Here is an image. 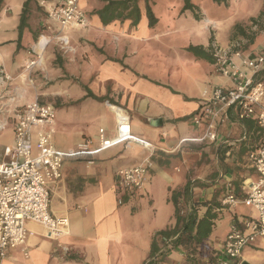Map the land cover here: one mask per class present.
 Returning <instances> with one entry per match:
<instances>
[{"label":"crops","instance_id":"crops-1","mask_svg":"<svg viewBox=\"0 0 264 264\" xmlns=\"http://www.w3.org/2000/svg\"><path fill=\"white\" fill-rule=\"evenodd\" d=\"M24 1L0 0V65L13 77L6 86L21 94L15 100L19 108L36 98L52 104L55 148L65 152L88 139L92 154L87 160L92 164L86 157L66 158L61 180L48 187L49 210L68 220L67 232L47 238L38 224L28 222L32 233L27 242L28 257L19 249L12 250L0 264H146L153 257L154 246L165 250L160 232L173 230L176 208L186 214L191 205L198 219L207 208L215 215L207 238L194 246V260L203 264L222 256L231 223L257 216L242 202L241 186L256 178L247 156L264 141V129L254 119H236L232 112L229 120L217 127L216 141L210 143L202 140L204 126L193 124L191 117L204 92L229 85L214 70L211 43L227 48L238 36H245L251 25L257 24L252 21L263 16L254 11L258 0L237 1L246 17L226 28L225 20L215 16L222 8L233 16L237 9L234 0L218 4L189 0L190 9L184 8V0H79L88 25L61 33L67 38V48L57 41L48 44L42 62L31 72L37 92L30 87L23 89L18 76L37 38L54 36L60 28L47 19L38 0L20 33ZM48 1L58 4L62 0ZM108 1L124 4L116 10L115 18L104 22L99 13ZM224 30L221 39L220 31ZM255 39L250 49L242 50L244 56L261 55L263 38L259 35ZM261 79L264 81V73ZM5 115L0 111V120ZM125 117L131 139L118 142L116 126ZM8 122L0 131V136L3 131L9 133L12 141L0 145V159L4 160L8 159L5 149L14 144L12 117ZM99 129L113 141L110 147L98 149ZM35 133L36 128L31 131L34 153ZM57 134L69 143L58 147L54 140ZM183 140L189 142L174 154L163 153L162 149L174 148ZM152 146L157 149L151 150ZM142 163L147 166L142 191L121 193L116 172ZM230 188L239 203L221 208ZM219 219L224 225L218 234ZM190 249L168 247L178 251L172 253L176 258L181 256V261L173 264H190ZM239 262L264 264V238L247 245Z\"/></svg>","mask_w":264,"mask_h":264},{"label":"built area","instance_id":"built-area-1","mask_svg":"<svg viewBox=\"0 0 264 264\" xmlns=\"http://www.w3.org/2000/svg\"><path fill=\"white\" fill-rule=\"evenodd\" d=\"M38 5L47 19L56 24L60 31L54 36L43 34L37 38L28 52L31 57L18 76L22 78L42 62L43 53L50 42L57 41L63 48L68 47L67 38L61 35L63 31L85 29L88 25L79 0H62L58 4L39 0ZM241 47L242 43L238 41L227 48L218 46L215 42L210 45L209 54L213 58L214 70L227 79L229 85L213 87L209 94L204 92L201 105L191 117L193 124L204 126V141H216L217 127L227 122L232 112L236 119H254L264 129V81L261 79L264 73V55L244 56ZM12 80L13 77L0 65V111L6 114L0 120V131L9 126V116L12 117L14 141L12 147L5 149L4 155L8 159H0V262L5 258L6 252L17 249L28 257L27 242L32 234L27 229L28 222L38 224L47 238H58L67 232L68 220L54 216L49 210L48 187L61 180V168L66 158L86 157L87 160L92 154V142L88 139L81 141L73 149L58 151L52 140L55 133V108L50 103L39 102L37 98L19 108L15 101L17 97H7L5 94V86ZM34 128L35 153L31 140V131ZM115 137L118 142L131 139V127L126 117L118 120ZM96 139L98 149H105L113 144L105 136L104 129L98 130ZM188 142L183 140L174 148L162 151L174 154L175 150L181 149ZM156 149L151 147V150ZM247 162L256 178L243 182L242 202L251 207L257 216L255 219L244 218L240 222H232L224 238L223 255L203 264H240L243 249L256 238H264V141L248 154ZM146 167V163H142L119 169L116 172L119 191L124 194L141 192L146 180ZM118 202L122 203L121 198ZM238 203L239 200L230 188L220 205L221 208L234 207ZM192 208L191 205L186 213H190ZM161 239L166 248L175 238ZM163 251L164 249L154 260H158Z\"/></svg>","mask_w":264,"mask_h":264},{"label":"trees","instance_id":"trees-1","mask_svg":"<svg viewBox=\"0 0 264 264\" xmlns=\"http://www.w3.org/2000/svg\"><path fill=\"white\" fill-rule=\"evenodd\" d=\"M38 0H25L21 9L20 21L18 25L19 32L22 33L24 28L27 27V21L30 15L31 7L37 3ZM214 2L221 3L224 0H213ZM124 2H115V1H108L106 7L100 12V16L102 17L103 21L106 22L108 19L115 18L116 10L121 9ZM184 8L190 9L191 5L189 0H184ZM148 16L150 19V24H152L153 18L148 11ZM138 17V16H137ZM260 18V17H259ZM136 20L134 21L135 24ZM252 23H256L255 20ZM240 26H235V29L238 31ZM212 57V56H211ZM213 60V58H212ZM186 192V191H185ZM184 192V193H185ZM216 206V204H214ZM176 216L177 221L176 225L172 231H163L160 232L161 238L170 239L175 238L169 244L170 248H176L177 246H181L184 248H191L190 251L187 252V259H190V264H197L196 260H194V255H196V250L194 246L203 242L205 238H207L208 233L210 232V227L212 225L211 220L215 217L210 213V209L207 208V211L202 219H198L195 212V207L192 208L190 213L180 214L179 213V206L178 209L176 208ZM153 257L149 260L146 264H157L159 261L154 260V258L159 254V248L154 246L153 248ZM168 247L165 248L163 252H167ZM187 251V250H186ZM162 252V253H163ZM206 262V261H205ZM204 262V263H205Z\"/></svg>","mask_w":264,"mask_h":264},{"label":"rangeland","instance_id":"rangeland-1","mask_svg":"<svg viewBox=\"0 0 264 264\" xmlns=\"http://www.w3.org/2000/svg\"><path fill=\"white\" fill-rule=\"evenodd\" d=\"M237 1L239 2V0H234V4L236 5L235 7L237 9H236V13L233 16L230 13L231 11L226 12L227 10L225 8H222L223 10H219L215 16L217 19L219 18V19L225 20V22H224L225 28L228 24H230V26H232V24H234V22H238L242 19H245V17H246L244 9L241 6L237 5ZM253 6L256 7L254 9V11L256 13L257 12L261 13L263 16L260 18H257V20H256L257 24L251 25L252 28L250 30L246 31V34L244 33L245 36H238L237 41L242 43V47H241L242 50L243 49H246V50L250 49L251 45L256 41V39H255L256 36L261 35L263 38V41H264V0L256 1ZM225 28H221V29L223 30ZM225 30L220 31V38L221 39H223V37L225 35ZM261 46H262V49L260 50L261 51L260 54L264 55V43L263 42H261ZM36 67H38V66H36ZM32 69L30 70L28 75L25 76V78L19 77L18 79H19L21 86L22 87L24 86L23 89L30 87L32 90L37 92V87L34 83L32 73H31ZM45 81L50 82L51 79L50 80L45 79ZM9 89L10 88L8 85L5 86V94H7V97H13V96L19 97V96H21V94L15 92V91H13V93H12L11 91H9ZM23 89H21V90L23 91ZM4 99H6V98H4ZM262 102L264 104V99L262 100ZM54 140H55L57 146L60 148H62V146H66L69 143V140L64 135L61 136L60 134L55 135ZM11 142H12L11 141V135L7 132L5 134V132L3 131L2 135L0 136V145H2L4 143H11ZM223 225H224V220L219 219L217 222V227H216V231L218 234L222 232L221 229H222ZM174 252L177 253L178 251L176 252L175 250H169V251L161 254V256L158 259L159 264H173V262L177 261V259L179 261H181V256H177V258H176V256H174L172 254Z\"/></svg>","mask_w":264,"mask_h":264}]
</instances>
